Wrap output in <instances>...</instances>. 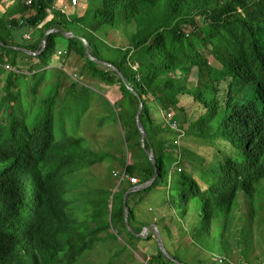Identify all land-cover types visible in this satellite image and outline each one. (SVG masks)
Wrapping results in <instances>:
<instances>
[{"label": "trees", "instance_id": "1", "mask_svg": "<svg viewBox=\"0 0 264 264\" xmlns=\"http://www.w3.org/2000/svg\"><path fill=\"white\" fill-rule=\"evenodd\" d=\"M91 1L76 21L62 12L53 13L49 0H33L30 6L20 3L0 17L4 44L0 45V69H17L20 58L32 62L27 75L7 71L5 95L0 99V264H80L99 244L117 242L110 232L117 228L124 230L136 250L142 240L125 224L122 197L156 173L135 121L140 100L149 135L147 147L156 153L159 179L148 190L128 195L134 232L141 234L154 224L142 223L138 208L160 186L165 197L170 195L171 215L156 217L155 223L159 227L169 218L171 227L159 229L162 236L167 230L175 248L169 252L177 260L190 264L176 254L177 207L183 223L189 216L194 219L190 231L195 248L215 259L224 257L223 264H230L231 243L236 242L246 260L252 249L251 234L246 228L237 230V220L242 219L237 217L236 205L242 194L253 217L258 195L264 200V0H95L94 7ZM51 30L75 38L49 36L40 56L14 48L41 51L43 38ZM127 30L126 42L115 45L114 33L127 34ZM28 34L31 39L24 41L22 37ZM82 39L94 57L112 64L124 76L138 97L117 73L87 58ZM59 40L65 47L62 57ZM107 53L114 57L107 58ZM75 58L83 61V75L99 83L112 103L92 111L88 87L72 82L65 70ZM57 59L62 60V68L53 66ZM194 72L195 84L191 81ZM66 82L70 84L65 86ZM159 103L163 116L157 119L154 113ZM104 105L121 127L117 144H124V155L128 152L131 163L115 154L97 152L83 138L67 132V118L76 132L84 120L102 115ZM169 107L179 123L177 130L166 123ZM177 109L178 117L173 112ZM87 129L80 126V132ZM185 134L214 144L209 160L200 157L193 164L192 154L178 144ZM168 158L173 165L170 169ZM106 159L138 178V184L118 181L117 190L92 186L89 217L85 225L77 224L68 212L64 176L89 170ZM184 166L198 170L209 182L207 186L184 172ZM153 239L156 236L151 234L147 240ZM120 248L124 250L114 251L110 260L129 250L127 245ZM156 251L151 264H174L158 246Z\"/></svg>", "mask_w": 264, "mask_h": 264}, {"label": "rangeland", "instance_id": "2", "mask_svg": "<svg viewBox=\"0 0 264 264\" xmlns=\"http://www.w3.org/2000/svg\"><path fill=\"white\" fill-rule=\"evenodd\" d=\"M89 1L90 0H80L79 6L74 7L69 4L68 0H62L60 2L55 0L54 1L49 0V2L52 5L50 7V10L53 13L62 12L63 14H65V17H67L68 19H72L76 21V19L84 13L86 8V3ZM94 1L95 0L91 1V3H93V7L95 6ZM17 5H20V3L16 2L15 0L3 1L2 4L0 5V17L9 14V12ZM199 23H201L200 20ZM127 32H128L127 34L121 32L114 33L112 37L113 43L115 45H118L120 42H126L125 37L130 35L129 30H127ZM38 36H35V39ZM22 39H24V41H29L31 39V35L29 34L24 35ZM59 42L62 41L61 40L58 41L57 47L60 46ZM263 43H264V38H263ZM59 52L61 51L59 50ZM106 57L113 58L114 56L112 53H107ZM23 60L24 59L21 58L19 59V64L17 66V69L15 68L16 70L13 67L11 68L9 67V70L5 69V67L7 66H4V68L1 67L2 70L0 69V99L3 98V96L5 95L3 86L7 78L6 73L8 74L10 70H13V72L16 73H23L26 75L28 74L26 69L30 68V64L32 62L27 60L24 61L27 64H23L24 63ZM61 62L62 60H60V63ZM82 62L83 61L80 58H75L74 61L70 62V65H68L65 70L68 73V76L72 80V82L75 81L78 83H83L84 85H86V87H88L87 89H89V91H87L86 94L92 96V105H91L92 111L93 112L99 111L100 104L112 103L111 98L109 97L107 92L100 90L99 83H93V79H91V76H87L86 74H85L86 76L83 75L85 73V70H83L82 68V64H83ZM212 63L216 68L218 67V63L214 59L212 60ZM60 65L62 64L57 63L55 67L60 68L59 67ZM207 75H209V71L205 72L206 78ZM191 81L194 84L197 81V76L195 72L191 76ZM69 84L70 83L66 82L65 86H68ZM77 85L81 86L80 84ZM77 90L81 91V89L78 87ZM188 103L189 101L186 102V104ZM102 109H103V114L100 115L99 117H95L91 120L88 119L87 121L84 120L82 123H80V126L83 125L85 128H88L86 132H84V130H81L83 132H80V126L78 128V131L75 132L76 129L74 128L73 122L69 121V119L67 118L65 120V124L67 126V132L69 134L72 133L73 138H83L85 140V144L92 147L97 152L98 151L101 153L107 152L112 155L115 154V157H117V159H120L121 161L127 163H131L129 161L130 156L128 155V152L126 153V155H124L125 152L127 151L124 144L122 145L117 144L119 135H121L120 125L112 121L113 118L109 114L106 105H104ZM170 109L171 108L169 107L168 111H170ZM171 111L169 113H171ZM173 112L176 114L177 117L179 116L178 109L177 111H173ZM161 115L163 116V109L161 103H159V108L158 111L154 113V118L158 119L161 117ZM99 126H101V128H99ZM64 129H65L64 127L61 128V130ZM178 144L179 147H185L192 154L190 159L193 161V164L198 163L197 161H201L199 160L200 157L204 158L206 161L209 160L210 157L212 156V152L214 149V144L212 145L211 142L202 141L197 139L196 137L186 134L182 135V138L181 140L178 141ZM122 146H124L125 149L124 148L121 149ZM125 156L127 157V159L124 158ZM175 157L177 158L178 156ZM204 165L206 167L210 166L207 163H204ZM111 167L112 169H110ZM167 167L169 169L173 167L172 160L170 158H168L167 160ZM119 171H121V166L118 163L112 164L111 159H106L103 164L95 166L89 170H84L77 172L73 175L64 176L65 188H66L65 199L68 202V212L76 219L77 224L85 225L86 224L85 219L89 217V212H90L89 201L91 195L88 193V190H91L92 186H95L96 188H102L104 190L112 189V188L113 190H117V186H118L117 184L119 178L118 176H115V174H119ZM183 171L186 172L187 174L194 175V177L198 181H201L200 184H202L204 188L205 186H207V183H209L206 181V178L202 179L198 170H193L192 167L184 166ZM262 190L264 192V184H262L261 191ZM164 193H165L164 190L160 186L158 187L157 190H152L148 193L149 203L151 205L156 203L157 209L154 212L157 215L158 219H160L161 216L165 217L171 215V209L169 205L170 195H166L165 197ZM261 198H262L261 195H258L257 200L255 202L256 210L255 213L253 214L254 216L250 217V207L243 199V195L240 194L239 200L236 205V213H237V217H241L242 220L241 221L237 220L236 223L237 230L239 231V229L246 228L247 230L250 231L252 249L247 259L243 260L242 257L243 254L241 252L242 246L241 245L237 246L236 242H232L231 243L232 257L228 258L230 264H264V200L262 201ZM177 203H178V199H177ZM131 206L135 207L132 201H131ZM194 206H197V204L195 203ZM139 208L141 210L142 206H140ZM91 210H93V207H91ZM143 214H146L148 218L150 217L153 218V213L148 212V214L147 213H143ZM176 214L178 216V219L173 228V233L177 239L176 247L178 246V251L176 254L178 256H181V258L184 259L183 260L184 262H188L190 264H223L219 262L220 256H217L215 259L214 256H212L210 253L199 251L197 248L193 246V242H192L193 240L191 239L190 230L192 228V221L194 219L191 218V216H189L185 219V223H183L179 218L180 212L178 207L176 210ZM140 219L142 223L150 222L149 220H144L143 217H141ZM107 222L109 223V217ZM197 222L196 220L194 221V225H196V227H197ZM158 225L161 229H164L165 225H167V227L170 228L171 222L169 218H167L165 221H162ZM182 226H183V230L181 229ZM110 232L111 234L117 237L118 241L117 242L107 241L103 244L104 246L99 244V246L95 248L94 251L92 250V252L87 253L86 259L82 261L80 264H146L148 262V259L150 258L152 259V257L156 255L157 252L156 240L154 239L152 241L142 240L139 241L138 243L136 242L137 248L136 250H133L132 244L135 243H131L132 241L128 238V235L124 232V230L117 228V230L111 229ZM184 232L186 233V236H184ZM116 233H118L119 237L117 236ZM133 234H135L136 237L137 235H139L136 233ZM151 234L155 235L154 233ZM180 235H182V238ZM163 238H165V245L167 250L174 251L175 248H173L172 242L169 236H167V230L164 231ZM126 245L129 247V250H125V253L120 252L119 256L115 260H110L111 256L114 255L113 253L114 251L117 250L119 252L121 250H124V248H120V246L122 247Z\"/></svg>", "mask_w": 264, "mask_h": 264}, {"label": "water", "instance_id": "3", "mask_svg": "<svg viewBox=\"0 0 264 264\" xmlns=\"http://www.w3.org/2000/svg\"><path fill=\"white\" fill-rule=\"evenodd\" d=\"M56 34H61L63 35V37L66 40H71L74 39L75 36L72 34H65L63 32H61L60 30H51L46 32L45 37L43 38V44H42V50L38 51V52H32L29 51L27 49H23V48H18V47H14L16 50L22 51L24 53H26L27 55L30 56H40L42 55L43 51L45 50V48L47 47V42H48V37L51 35H56ZM86 48V56L87 58L92 61L93 63H95L96 65H100L102 67L108 68L111 71L117 73L118 77L121 79L122 83H124V85L132 92V94L136 95L138 97V94L134 91L133 88H131L128 83L126 82L124 76H122V74L110 63L104 62L96 57H94L91 54V50H90V45L86 40H81ZM0 45L4 46V44L0 41ZM144 112V102L143 100H140V104H139V109L135 118L136 121V125L138 127V130H140L141 133V142H142V146L144 148V150L146 151V153L148 154V156L150 157L151 161L154 164L155 167V176L152 178V180H150L149 182L143 183L141 185H137L133 188H130L128 191H126V193L124 194V197H122V199H124V218H125V224L128 226L129 231L134 232V229L131 226L130 223V207H128L127 205V199H128V195L133 193V192H141V191H145L148 190L149 188L153 187V185L158 181L159 179V164L156 158V153L154 150H149L147 147V142L149 141V135L148 132L142 122V114ZM151 233H154L156 236V243L158 246L159 251L172 263L174 264H185L182 263L181 261L177 260L166 248L162 233L159 229V227L157 226L156 223L152 224L150 227L146 228L142 234L137 235V237L141 240H147L150 236Z\"/></svg>", "mask_w": 264, "mask_h": 264}, {"label": "built area", "instance_id": "4", "mask_svg": "<svg viewBox=\"0 0 264 264\" xmlns=\"http://www.w3.org/2000/svg\"><path fill=\"white\" fill-rule=\"evenodd\" d=\"M16 2H19L21 3L22 5H25V6H30L33 2V0H15ZM55 1H61V0H55ZM69 1V4L71 6H74V7H78L79 6V2L80 0H68ZM62 53L59 52V55H61ZM60 68H62V65L59 66ZM6 69H9V67H6ZM75 78H76V75H75ZM166 123L167 125L174 129V130H177L178 127H179V123L175 120H173V115L171 113H168L167 116H166ZM115 176H118L119 178V182L120 181H129L130 183H133V184H138V178L136 177H131L129 176L126 171H122L121 173L119 174H115ZM152 259H148V262L146 264H150ZM224 261V258L220 257L219 259V262L220 263H223Z\"/></svg>", "mask_w": 264, "mask_h": 264}, {"label": "crops", "instance_id": "5", "mask_svg": "<svg viewBox=\"0 0 264 264\" xmlns=\"http://www.w3.org/2000/svg\"><path fill=\"white\" fill-rule=\"evenodd\" d=\"M60 43V46L58 47V49L60 50V51H63V49H65V47H64V44H63V42H59ZM59 63V64H61L60 62H59V60L57 59V61L55 60V62H53L52 64H53V66H56V64L57 63ZM67 65H69V64H67ZM149 197H148V194H147V201L146 202H144L141 206H142V209L140 210V208H138V211L141 213V215L143 216V219L144 220H149L150 222H156L157 221V215L155 214V210L157 209V206H156V203H154L153 205H151L150 203H149ZM148 212H150V213H153V218H148V216H146V214H143V213H147L148 214ZM150 219H152V220H150ZM164 241H165V238H164Z\"/></svg>", "mask_w": 264, "mask_h": 264}]
</instances>
